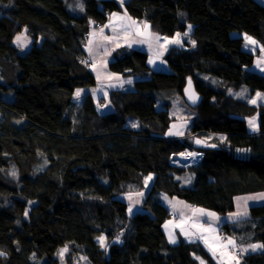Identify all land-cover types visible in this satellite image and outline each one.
Segmentation results:
<instances>
[{
  "label": "trees",
  "instance_id": "16d2710c",
  "mask_svg": "<svg viewBox=\"0 0 264 264\" xmlns=\"http://www.w3.org/2000/svg\"><path fill=\"white\" fill-rule=\"evenodd\" d=\"M121 12L160 36L193 31L163 56L169 72L142 65L136 50H116L108 70L134 82L112 90L102 114L90 94L73 101L76 89L96 86L79 61L90 60L91 26ZM22 32L31 41L23 55L12 43ZM245 36L264 46L257 0H0V264H60L64 247L91 264H217L201 244L167 239L171 213L160 195L225 215L236 197L264 192V105L230 95L264 93ZM188 81L199 97L194 117L180 137H168L171 99H184ZM185 150L202 152L201 161L171 163ZM148 175L142 211L130 218L120 196L143 191ZM249 214L223 224L222 234L264 244V204ZM237 259L264 264V249Z\"/></svg>",
  "mask_w": 264,
  "mask_h": 264
},
{
  "label": "crops",
  "instance_id": "0c3cea01",
  "mask_svg": "<svg viewBox=\"0 0 264 264\" xmlns=\"http://www.w3.org/2000/svg\"><path fill=\"white\" fill-rule=\"evenodd\" d=\"M257 1L264 5V0H257ZM123 15L125 16H121V17H123L124 20L119 22H118V16L108 19L107 21L108 23L104 25L105 27L102 29V32L97 31L94 28V30L92 31L91 38L90 40L88 39V44L86 45V49H85L87 57L93 62V67L91 69V72L94 75L95 79L100 80L101 76L105 77L103 78L104 85L100 83L105 93H108L112 90L119 88H121V90L130 89L134 82L133 78L123 77L120 74H115L118 75L117 77L111 76V74L114 73H111L108 70V64L111 60V53L113 54L114 50H118L121 47L138 51L140 54L137 55L136 57L137 60L142 65H145L153 70L165 71V67H167L162 59L166 50L165 46L167 45V43L163 42L165 40H162L164 38L160 39V42L162 41L161 43L164 45V47L156 52L154 46L151 45V42L148 39L146 41L141 40V38H145L150 34L148 28L144 27V25L147 23L145 22L142 23L139 22L138 20L134 21L126 14ZM149 38L151 41H154L156 39L154 36L151 35ZM253 40L256 42L255 44L248 43L244 37L243 49L250 53L257 54L251 69L264 76V46H262L257 40L255 39ZM150 59L153 61L152 63H149ZM122 77L127 79L124 81L125 83H122V80L120 79ZM118 80H119L118 84H115L113 86L111 85L112 83ZM129 80L131 81V83H128ZM95 87L94 90L92 91L86 90L84 92L85 95L90 94L94 102H95V96L99 94V90ZM244 93H245V99L243 98L242 100L247 101L250 105L252 106L264 105V93H260L261 94L260 98L257 97V93H255L254 95H249L248 91L246 90ZM252 100H256V103H252L251 102ZM109 108H111L110 105ZM250 120L255 121L256 130H253L252 127L250 126L249 124ZM247 121L249 125V132L251 134L258 133V116L255 115L252 118L248 119ZM176 137H180V135ZM262 196H264V192L251 193V194L238 196L234 200L235 209L233 212L225 215H220L221 218L206 217L205 219V217H202L203 215L197 213L196 210L198 209H195L194 207H191L188 204H182L181 202L178 203L176 202L175 205L181 207L183 214L181 216L175 215L174 209L170 204L171 200H168V198L165 195H160V202L171 213V217L163 225V230L168 240L170 234L171 236L174 237L175 243H178V241L182 239L186 242H197L201 244V246L204 248L206 253L217 264H235V260L229 259V257H233L231 254L233 247L231 246H229L228 248L221 247L223 244L227 243L228 239L234 241L235 247H237L240 250L242 256L248 253H255L261 251V249H258L257 251L253 252L249 249V245L252 244H249L246 241L240 243L237 242L235 239L222 234V229H221L222 225L225 223H229V224L236 223L238 221L248 219L250 217L249 209L251 207L264 204V198H260ZM165 200L169 202L166 203ZM186 206L191 207V211H196V212L191 213ZM166 226L170 229L169 230L171 232L170 234L166 233ZM241 249H248V251L241 252ZM214 252L215 255L213 254ZM197 261L199 264H202V262L203 264H205L204 260L202 259L197 258Z\"/></svg>",
  "mask_w": 264,
  "mask_h": 264
},
{
  "label": "rangeland",
  "instance_id": "374dc122",
  "mask_svg": "<svg viewBox=\"0 0 264 264\" xmlns=\"http://www.w3.org/2000/svg\"><path fill=\"white\" fill-rule=\"evenodd\" d=\"M116 1H118L119 3H123L125 0H116ZM126 14L125 12H121V13H115V14H118V15H116V16H118V22L119 21H122V20H124L123 19V17H121V16H125V15H123V14ZM127 15V14H126ZM127 17V16H126ZM111 18H113V14H112V16H110L109 17V19H111ZM134 20V19H133ZM134 21H136V20H134ZM139 22H142V23H144V21L143 20H138ZM108 22H106V24H107ZM140 26V25H139ZM192 26V25H191ZM105 26L103 25V26H97V25H93V26H91V28H90V30H89V34H88V39L90 40V38H91V35H92V31L94 30V28H95V30H97V31H101L102 32V29L104 28ZM148 28V30H149V32H150V34L148 35V36H146L145 38H141V40L142 41H146L147 39L151 42V45L152 46H154V48H155V51L157 52L159 49H162L163 47H164V45L160 42V39L161 38H164V39H162V40H165V38H167V40H172V39H174V38H176V36H177V34L176 35H174L173 37H171V38H168V37H164V36H160L159 34H156L155 32H153V31H151L150 30V28L149 27H147ZM192 31H193V26L191 27V29L189 30V25L187 26V29H186V31L185 32H188V35L187 36H184L183 34H180V36H179V39H180V43L179 44H175V43H167V45L165 46V53H164V55L167 53V51L170 49V48H180V47H182V46H184V44H183V41L185 40V41H187V40H189L188 39V36L192 33ZM150 35L151 36H154V37H160V39L159 40H154V41H151L150 40ZM238 35V33H233V36H237ZM17 36H20L21 37V40H20V42H17L16 41V37ZM17 36H15V38L13 39V41H12V43H13V45L14 46H16L17 47V49H18V51H19V53L21 54V55H23V54H25L28 50H29V48H30V45H31V41H29L28 39H27V37H25V32H22V33H20V34H18ZM163 42H165V41H163ZM88 44V43H87ZM129 49V48H128ZM113 50H114V48H113ZM116 50H114V52H115ZM163 55V56H164ZM112 56H113V54L111 53V58H112ZM91 61V60H90ZM167 66V65H166ZM92 67H93V62L91 61V66L90 67H87L88 69H92ZM165 72H169V69H168V67H165ZM104 75V74H103ZM111 76H114V77H117L118 75H115V74H111ZM103 78H105L104 76H101V79L100 80H97L96 79V87L95 88H97L98 90H99V94L98 95H96L95 96V105H96V108H97V110L100 112V113H108L109 111H111V108H109V105H108V96H109V93L111 92H108V93H105V91L102 89V85L101 84H103V82H104V79ZM121 80H122V83H125L124 81L125 80H127L126 78H120ZM97 82H98V84H97ZM101 83V84H100ZM119 83V80L118 81H116V82H114V83H112L111 85L113 86V85H115V84H118ZM104 85V84H103ZM123 86V85H122ZM119 89H121V88H119ZM77 90H80V95L79 96H77L76 95V93H77ZM86 90H88V91H92V90H94V87H84V88H79V89H76V91H75V93H74V96H73V101L76 103V104H79V103H81V100H82V98L84 97V92L86 91ZM115 90H117V89H115ZM245 90L247 91V88H245V87H243L242 89H240V90H238V91H230V95H234L235 97H237V98H239V99H243V98H245ZM108 94V95H107ZM103 100V101H102ZM170 106H171V108H170V115H171V117L174 119V121H173V123H172V125H171V127H170V129H169V131L167 132V136L168 137H172V136H178V135H180L181 133L183 134V132H185V130H186V128L188 127V125H189V123H190V121L193 119V117H194V111L192 110V108L190 107V105H188L185 101H184V99L183 98H181L180 96H174L172 99H171V103H170ZM188 129V128H187ZM172 133V134H169V133ZM211 138V137H210ZM183 152H185V151H183ZM183 152H180V153H183ZM191 152V151H190ZM186 165V164H185ZM187 165L189 166V164L187 163ZM149 176H151L152 177V179L150 180V181H148V186L147 187H145V184H144V190L143 191H141V192H138V193H143V195L142 196H138L137 194L138 193H129V194H122L121 196H120V199H122V200H124L127 204H128V207H127V216L128 217H132V216H134L136 213H139V212H141L142 211V203H143V200L146 198V196H147V194H148V192H149V190H150V187H151V184H152V180H153V175H148L147 177H149ZM146 177V178H147ZM145 178V179H146ZM182 185L183 186H189L190 185V181H189V179L188 178H186V179H184L183 180V182H182ZM167 197V196H166ZM168 198V200H171V202H170V204L172 205V208L174 209V212H175V215H177V216H181L182 214H183V211H182V209H181V207L180 206H176L175 204H176V202L178 203V202H181L182 204H187V203H185V202H183V201H180V200H177V199H175V198H169V197H167ZM137 201H138V203H137ZM165 202L166 203H168L169 201H166L165 200ZM185 206V205H184ZM190 206V205H189ZM187 207L188 208V210L191 212V213H194V212H196V211H191V207ZM132 208V212L130 213L129 212V208ZM195 209H197V208H195ZM198 210H200V209H198ZM203 211H204V215L202 216V217H205V219H206V217L207 218H212L213 216H209V215H207V213H214V212H212V211H208V210H204V209H202ZM197 213L199 214V211H197ZM215 214V216L214 217H216V218H221V216L220 215H218V214H216V213H214ZM182 217H184V216H182ZM202 220H204V219H202ZM170 229L166 226V233L168 234H170L171 232L169 231ZM170 236V235H169ZM99 237H101V236H99ZM99 237H97L96 239H95V241H96V243L97 244H99V246L101 247V243H100V241H99ZM104 237V236H103ZM104 243H105V245H107V242H106V239H105V237H104ZM67 249V251H65L64 253H63V257H61V255H60V252H61V250H63V249ZM101 248H105V247H101ZM239 253H240V251H239ZM239 255V254H238ZM237 255V256H238ZM233 257H235V255H233ZM55 258L58 260V262L60 263V264H91L87 259H86V257H84V256H82V255H75V254H73L72 252H71V250L68 248V247H64V248H62V249H60L57 253H56V255H55ZM235 258H238V257H235Z\"/></svg>",
  "mask_w": 264,
  "mask_h": 264
},
{
  "label": "snow or ice",
  "instance_id": "6c2138e0",
  "mask_svg": "<svg viewBox=\"0 0 264 264\" xmlns=\"http://www.w3.org/2000/svg\"><path fill=\"white\" fill-rule=\"evenodd\" d=\"M81 7H82V6H81ZM113 17H116V14H115V13L113 14ZM133 23H135V22H133ZM144 27L147 28L148 25L145 24ZM191 27H192V26L189 25V30L191 29ZM183 35H184V36H187V35H188V32H185ZM179 36H180V34L178 33L177 36H176V38H174V39H172V40H167V38H165V43H175V44H179V43H180ZM155 38H156L157 40L160 39V37H158V36L155 37ZM20 40H21V37H20V36H17V37H16V41H17V42H20ZM245 40H246L248 43H252V44H255V43H256L251 37H248V36H245ZM193 43H194V42H193ZM152 62H153V61L150 59V60H149V63H152ZM85 63H86V62H85ZM128 83H131V81L129 80ZM190 86H191V81H189V87H190ZM186 91H187V89H186ZM76 95H77V96L80 95V90H77ZM257 97L260 98V97H261V94H260V93H257ZM190 99H192L193 103H195V99H196V97L194 96V94H193L192 96H190ZM251 102H252V103H256V100H252ZM249 124H250V126L252 127L253 130H256V125H255V121H254V120H250V121H249ZM132 126H133V127H136L137 125L133 124ZM169 134H172V133L170 132ZM197 143H200V141H197ZM212 146L215 147V145H212ZM182 155H183V154H182ZM187 155H188V156H194L195 154H194V153H188ZM14 174H15V173H13V175H14ZM151 179H152L151 176H149V177H147V178L145 179V187L148 186V181H150ZM137 195H138V196H142L143 193H138ZM260 198H264V196H262V197H260ZM137 203H138V201H137ZM196 211H199V213H200L201 215H204V214H205L204 211H203L202 209H200V210H196ZM129 212H130V213L132 212V208H131V207L129 208ZM207 215H209V216H213V217L215 216L214 213H207ZM98 239H99V241H100V243H101V247H106V245H105V243H104V237L101 236V237H99ZM117 239H118V238H117ZM169 240H170V242L175 243V239H174L173 236H171V234H170V236H169ZM229 246H231V247H233V248L235 247V243H234V241L231 240V239H228V240H227V243H226V244H223L221 247H222V248H228ZM249 249H250L251 251L255 252V251H257L258 249H264V244H252V245H249ZM65 251H67L66 248L63 249V250H61V252H60L61 257H63V253H64ZM244 251H248V249H241V252H244ZM213 254L215 255V252H214ZM0 255H4V253H3V252H0ZM229 259L235 260V264H239V260L236 259L235 257H229ZM202 264H203V262H202Z\"/></svg>",
  "mask_w": 264,
  "mask_h": 264
},
{
  "label": "built area",
  "instance_id": "2783aa9c",
  "mask_svg": "<svg viewBox=\"0 0 264 264\" xmlns=\"http://www.w3.org/2000/svg\"><path fill=\"white\" fill-rule=\"evenodd\" d=\"M79 62L83 66H85L86 68L91 66V61L88 60V59H83V60H81ZM188 153H194L195 155L194 156H188L187 155ZM182 156H186L188 159L184 160V159H182ZM202 157H203V153L200 152V151L193 150V151L190 152L189 150H185V152H183V153L173 154L171 156V158H170L171 159L170 161L173 164H177V165H182L183 164L184 165V164H187V163L189 164V163L200 162ZM232 253H233L232 255H235V257H239L240 256L239 249L237 247L232 248Z\"/></svg>",
  "mask_w": 264,
  "mask_h": 264
},
{
  "label": "water",
  "instance_id": "95a60500",
  "mask_svg": "<svg viewBox=\"0 0 264 264\" xmlns=\"http://www.w3.org/2000/svg\"><path fill=\"white\" fill-rule=\"evenodd\" d=\"M193 94L196 97L195 102H197L199 100L198 94L196 93L192 83H191V86L189 87V81H188L186 87L184 88L183 96H184L185 102L190 106L194 104L192 99H190V96H192Z\"/></svg>",
  "mask_w": 264,
  "mask_h": 264
},
{
  "label": "bare ground",
  "instance_id": "6f19581e",
  "mask_svg": "<svg viewBox=\"0 0 264 264\" xmlns=\"http://www.w3.org/2000/svg\"><path fill=\"white\" fill-rule=\"evenodd\" d=\"M182 159H184V160H186V159H188L186 156H182Z\"/></svg>",
  "mask_w": 264,
  "mask_h": 264
}]
</instances>
